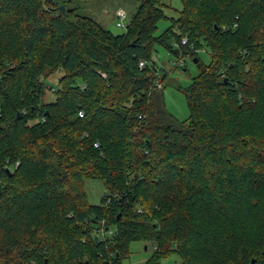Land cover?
<instances>
[{"label":"trees","instance_id":"trees-1","mask_svg":"<svg viewBox=\"0 0 264 264\" xmlns=\"http://www.w3.org/2000/svg\"><path fill=\"white\" fill-rule=\"evenodd\" d=\"M84 1L0 0V264H119L132 239L144 264H264V0H181L157 34L161 0L116 33ZM189 43L210 59L176 85L177 121L151 55Z\"/></svg>","mask_w":264,"mask_h":264},{"label":"rangeland","instance_id":"rangeland-1","mask_svg":"<svg viewBox=\"0 0 264 264\" xmlns=\"http://www.w3.org/2000/svg\"><path fill=\"white\" fill-rule=\"evenodd\" d=\"M61 1V0H58ZM80 0H74L79 2ZM163 13L167 18H162L157 22L154 34L159 33L170 22V18L177 16L182 7L181 0H161ZM84 3V5H83ZM82 3L79 8L80 12H87L100 15L103 26L110 29L112 32H121L125 28V24L137 4V0H87ZM61 4V3H60ZM121 7L125 11V17L122 20V25H116L118 20L114 16V11ZM181 36H185L182 34ZM194 52L180 53L174 55L167 51L163 46L155 44V50L151 55L153 62L162 75L160 87L157 92L160 94L164 110L175 120L182 121L189 115V110L184 93L176 88V85L186 86L190 77L198 72V66L193 57L198 59L199 63L207 64L210 59L209 50L205 46L198 48L194 47ZM182 60L181 64H173L172 61ZM61 71L56 69L52 72H45L40 78L43 82L42 101L51 100L54 97V92L51 87L57 86V78ZM105 186L99 179L85 178L83 180V190L86 194V199L89 203H98L99 197L105 191ZM147 245L146 249L144 246ZM151 253V245L149 241L142 239H132L128 243V253L121 259L119 264H144L146 258ZM159 264H181L180 258L174 251L168 252L160 257Z\"/></svg>","mask_w":264,"mask_h":264},{"label":"built area","instance_id":"built-area-1","mask_svg":"<svg viewBox=\"0 0 264 264\" xmlns=\"http://www.w3.org/2000/svg\"><path fill=\"white\" fill-rule=\"evenodd\" d=\"M115 15L118 18V20L116 21L115 24L116 25H122V20L125 17V11L122 8L118 7L115 10ZM186 42H187V37L186 36H181L180 39H179V43H186ZM173 44L176 45L177 43L173 42ZM188 46L190 47V50H192V51L195 50L194 47H192L191 43H189ZM181 62H182L181 58L178 59L177 61H175V60L172 61L173 64H181ZM143 63H144L143 60H139L138 61V65H142ZM160 82H161V76H160L159 72L157 71L156 76L154 78V84L158 87L160 85ZM79 114H81V113L79 112Z\"/></svg>","mask_w":264,"mask_h":264},{"label":"crops","instance_id":"crops-1","mask_svg":"<svg viewBox=\"0 0 264 264\" xmlns=\"http://www.w3.org/2000/svg\"><path fill=\"white\" fill-rule=\"evenodd\" d=\"M121 8V7H120ZM123 9V8H122ZM85 12V11H84ZM89 15H91L96 21H98L102 26H103V23H102V20H100V15L98 14H95V13H92L90 12L89 10L87 12H85ZM114 16H115V11H114ZM147 245L144 246V248L146 249Z\"/></svg>","mask_w":264,"mask_h":264},{"label":"water","instance_id":"water-1","mask_svg":"<svg viewBox=\"0 0 264 264\" xmlns=\"http://www.w3.org/2000/svg\"><path fill=\"white\" fill-rule=\"evenodd\" d=\"M58 7H59L61 10L63 9L62 4H59ZM192 61H196V58L193 57V58H192ZM95 237H96V235H94V238H95ZM252 261H253V259L251 258V259L249 260V263H248V264H252Z\"/></svg>","mask_w":264,"mask_h":264}]
</instances>
